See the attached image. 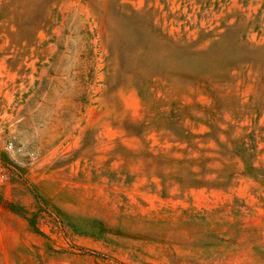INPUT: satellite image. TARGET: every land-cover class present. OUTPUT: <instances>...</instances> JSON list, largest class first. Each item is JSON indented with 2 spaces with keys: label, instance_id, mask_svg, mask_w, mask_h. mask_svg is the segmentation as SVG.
I'll list each match as a JSON object with an SVG mask.
<instances>
[{
  "label": "rangeland",
  "instance_id": "1",
  "mask_svg": "<svg viewBox=\"0 0 264 264\" xmlns=\"http://www.w3.org/2000/svg\"><path fill=\"white\" fill-rule=\"evenodd\" d=\"M0 264H264V0H0Z\"/></svg>",
  "mask_w": 264,
  "mask_h": 264
}]
</instances>
